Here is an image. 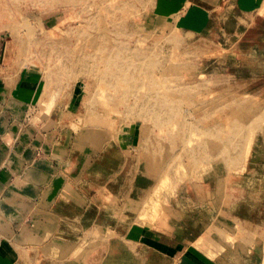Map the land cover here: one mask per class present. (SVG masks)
I'll return each mask as SVG.
<instances>
[{
  "label": "rangeland",
  "instance_id": "374dc122",
  "mask_svg": "<svg viewBox=\"0 0 264 264\" xmlns=\"http://www.w3.org/2000/svg\"><path fill=\"white\" fill-rule=\"evenodd\" d=\"M156 4L0 0L5 66L34 83L26 113L49 120L41 131L107 134L95 167L114 169L115 215L126 199L147 224L177 206L219 215V236L248 234L264 220V5L193 32L159 22Z\"/></svg>",
  "mask_w": 264,
  "mask_h": 264
},
{
  "label": "crops",
  "instance_id": "0c3cea01",
  "mask_svg": "<svg viewBox=\"0 0 264 264\" xmlns=\"http://www.w3.org/2000/svg\"><path fill=\"white\" fill-rule=\"evenodd\" d=\"M263 5L157 0L155 10L159 22L195 32L226 21L233 9L246 15ZM5 45L0 36V264H262L264 220L250 222L248 234L225 229L219 236V215L197 217L177 206L162 208L147 224L140 203L126 199L117 202L115 215L108 182L114 169L108 163L95 167L100 152L107 160L112 141L100 130L70 137L59 129L41 131L49 120L39 126L26 113L34 83L22 78L17 85L5 66ZM85 175L105 182H82ZM98 186H105V196L99 191V197ZM211 205L220 213L219 205Z\"/></svg>",
  "mask_w": 264,
  "mask_h": 264
}]
</instances>
